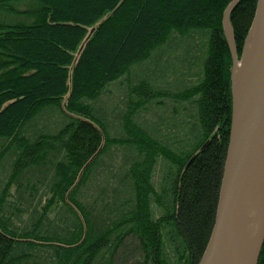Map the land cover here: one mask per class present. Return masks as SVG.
Masks as SVG:
<instances>
[{
  "label": "trees",
  "instance_id": "obj_1",
  "mask_svg": "<svg viewBox=\"0 0 264 264\" xmlns=\"http://www.w3.org/2000/svg\"><path fill=\"white\" fill-rule=\"evenodd\" d=\"M230 1L0 0V264L198 263L231 123ZM255 5L229 14L239 59Z\"/></svg>",
  "mask_w": 264,
  "mask_h": 264
},
{
  "label": "water",
  "instance_id": "obj_2",
  "mask_svg": "<svg viewBox=\"0 0 264 264\" xmlns=\"http://www.w3.org/2000/svg\"><path fill=\"white\" fill-rule=\"evenodd\" d=\"M239 1L227 5L224 28ZM250 34L249 62L236 91L238 59L232 38L226 36L233 94L229 139L213 225L197 264H257L264 241V0H256ZM245 215L251 218L250 234L244 233Z\"/></svg>",
  "mask_w": 264,
  "mask_h": 264
},
{
  "label": "bare ground",
  "instance_id": "obj_3",
  "mask_svg": "<svg viewBox=\"0 0 264 264\" xmlns=\"http://www.w3.org/2000/svg\"><path fill=\"white\" fill-rule=\"evenodd\" d=\"M226 28H227V33L230 36L229 26L227 25ZM251 48H252V35L250 34L248 36V38L246 39L244 49L242 51V57L235 64V68H234V89H235V91L238 87L239 78H240L242 72L245 70V68L248 65ZM251 229H252L251 218L249 217V215H245V217H244V233L250 234Z\"/></svg>",
  "mask_w": 264,
  "mask_h": 264
},
{
  "label": "rangeland",
  "instance_id": "obj_4",
  "mask_svg": "<svg viewBox=\"0 0 264 264\" xmlns=\"http://www.w3.org/2000/svg\"><path fill=\"white\" fill-rule=\"evenodd\" d=\"M223 28H224V25H223ZM229 29H230V36L228 35V33H227V28H224V35H225V37L227 36L228 38H232V41H233V44H234V40H233V33H232V29H231V26H230V22H229ZM249 33V32H248ZM247 36H248V34H247ZM247 38V37H246ZM227 40V39H226ZM245 41H246V39H245ZM228 43V42H227ZM244 45H245V42H244V44H243V47H242V51H243V49H244ZM234 47H235V45H234ZM235 50H236V48H235ZM242 51H241V56H240V59H241V57H242ZM236 56H237V52H236ZM237 59L238 60H240L239 58H238V56H237ZM173 67V66H172ZM231 70H232V67H231ZM150 71V66H146V65H141V66H138L134 71H133V74L136 76V78H139L138 80H140L141 78L142 79H147V77L148 76H154L153 75V72H149ZM231 90H232V81H231ZM117 94V93H116ZM232 98H233V94H232ZM149 117H153L151 114L149 115ZM120 156V160L121 159H123V155L122 154H120L119 155ZM16 205H17V203H16ZM18 206V205H17ZM18 209H21V208H19L18 207ZM54 213H50L49 214V216L51 217V218H53L54 217V215H53ZM61 214V213H60ZM28 217V214H26L25 215V217ZM60 216V215H59ZM58 216V217H59ZM25 219H27V218H25ZM51 252V251H50ZM42 262H47V261H45V260H42ZM48 263H51V261L50 260H48Z\"/></svg>",
  "mask_w": 264,
  "mask_h": 264
}]
</instances>
